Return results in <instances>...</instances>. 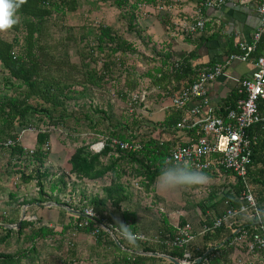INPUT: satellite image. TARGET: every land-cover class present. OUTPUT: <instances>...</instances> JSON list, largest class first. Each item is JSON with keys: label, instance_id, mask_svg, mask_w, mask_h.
<instances>
[{"label": "rangeland", "instance_id": "rangeland-1", "mask_svg": "<svg viewBox=\"0 0 264 264\" xmlns=\"http://www.w3.org/2000/svg\"><path fill=\"white\" fill-rule=\"evenodd\" d=\"M77 2L76 11L66 12L64 16L55 13L45 23L43 31L42 42L47 53V64H50L48 72L65 87L60 96L65 108L61 119L63 124L56 127L42 116H33L22 136V142L27 147L34 143L36 128L48 130L50 152L61 163L57 164L51 158L41 163L32 160L29 166L21 168L9 151L0 149V264H111L114 259H119L111 245L97 247L93 244L94 237L78 234L73 228H67L59 240L57 234L62 229L61 221L68 223L71 214L83 211V206L91 205L93 199L103 202L107 211L115 213L116 219L122 213H133L137 219L138 233L143 237L139 240L141 242L158 244V232L163 231L164 222L175 231L189 224L193 233H197L204 218L197 204L204 201L209 193L216 192L230 178L225 177L224 180V177L217 175L210 177L205 185L160 191L156 187V178H149L153 168L143 155L116 153L115 156H98L91 149L93 143L109 137V132L116 125L127 122V130L130 133L137 132L132 120L134 115L143 111V104L137 99L134 101V97H144L148 103H153L167 97L170 92H159L151 86L154 69L160 62L159 55H162L160 44L154 43L146 34L149 24L153 22L151 19L158 16L155 11L159 10L154 9L153 3H145L148 6L144 10H132L124 6V11H130L136 19L134 30L129 32L123 15L125 12L117 7L115 0ZM101 26L117 31L132 45V50L126 52L124 57L120 54L114 56L116 66L103 75L104 80L99 86H89L83 83L79 67L83 62L89 68L100 70L109 53L106 50L100 54L95 50L96 31ZM0 35L8 40L13 36L8 30L0 32ZM1 76H4V69L0 65ZM128 79L136 83L132 91H127L125 86ZM0 91L3 96H10L13 88L9 84L0 85ZM77 151H80L86 162L94 164L88 176L70 174L68 162ZM83 173L84 169L80 167L79 175ZM28 175L33 180L24 184L22 176ZM60 178L63 179L62 183L57 182ZM38 179L41 187L37 184ZM40 188L42 196L39 194ZM40 198L48 199L43 203L53 205H37L40 204ZM21 215L24 216L23 221H29L32 225L23 227L22 233L18 235L14 226ZM10 219L16 222L10 224L13 226L10 228L13 231L11 234L4 230ZM39 227L53 229V235L31 241L32 231ZM196 237L200 239V236ZM121 241V250H133V246L124 239ZM248 242V238L234 240L231 264H255L256 259H262L260 254L248 250ZM157 264L169 262L163 259Z\"/></svg>", "mask_w": 264, "mask_h": 264}, {"label": "trees", "instance_id": "trees-1", "mask_svg": "<svg viewBox=\"0 0 264 264\" xmlns=\"http://www.w3.org/2000/svg\"><path fill=\"white\" fill-rule=\"evenodd\" d=\"M192 1H195L196 9L200 10L199 14H203L205 12L203 8L205 0ZM226 1L227 0H224L225 3ZM261 1L262 0H254L255 6L257 7ZM115 2L117 7L124 11V6L126 5L132 10L138 9L137 4L142 1L134 0L129 2L128 0H115ZM143 2L153 3L154 9L159 5L157 4L158 1L152 2V0H143ZM77 5V0H26V3L21 6L18 12V24L8 30L12 32V38L10 40L3 39L0 35V65L4 69V76L0 77V85L9 84V86L13 88L10 96L1 95L0 91V149L9 151L12 158L15 157L17 159L24 155L23 147L20 144H16V141L19 133L30 125V117L42 116L56 127L63 124L61 119L62 113L65 112V108L60 96L64 93L65 87L55 81V77L48 72V66L50 64H47V53L44 50L42 42L44 38L43 31L45 23L55 13L64 16L66 12L76 11ZM167 11L166 9L159 11V14L157 13V17H159L158 21H161L163 24H167V22L170 21V14ZM124 12L122 13H124V19L127 21V30L131 32L136 25L134 23L136 20L135 16L130 11ZM151 21H154V19H151ZM184 38L186 43L190 42L189 38L191 37L184 36ZM95 41L96 52L101 54L108 50L109 53L106 54L99 71H97L96 68H89L88 65L83 62L80 65L79 71L81 70V75L84 78L83 83L85 82V84L89 86H99L101 84L104 80L103 75L106 72H111V68L116 66L114 56L120 54L119 56L124 57L126 52L132 50V45L128 43L122 35L118 34L117 31L108 26H101L97 29ZM202 41L203 39L200 37L198 43L202 44ZM263 49L264 38L257 44L256 49L251 54V58H257ZM239 53L238 47L226 52L227 56ZM159 56L160 62H158V66L154 69V74L151 78V86L157 88L159 92L164 93L169 92L170 88L167 89V86L171 82L180 83L188 80V84L192 83L197 70L216 63L210 62L207 65H194V62L198 60L195 53H183L181 56H176L178 57L176 58L175 56L173 57L169 51H165ZM111 58L113 59L112 61L110 60ZM116 59L119 60L118 57H116ZM172 59L179 60L180 64L178 69L174 67ZM92 60L96 61V59ZM82 68L84 72H82ZM125 86L127 91H132L136 88V83L128 79ZM170 91L172 92L174 90ZM122 96L124 97V94ZM242 98H244V94L239 93L238 89L235 90L232 96L226 103L218 108L215 114L224 117L229 111L235 110L237 101ZM257 106L259 112L264 113V100H258ZM138 115H134V119L132 120L133 124L137 126V132L133 131L130 133L129 130H127L126 122L121 125H116L114 130L109 132L110 136H106L105 138L117 139L120 141L139 139L141 149L137 152H122L118 147L117 149H112L108 143L109 145L107 144L98 156H107L108 154L115 156L116 153L130 156L137 154L143 155L149 166L153 168V171L149 173V178L152 180L157 178L163 163L168 161L167 158L170 152L179 141L176 139L177 130L175 129V125L180 120L181 112L175 110L174 113L169 115L162 122L155 123L141 119L140 115L139 117ZM135 118L137 120H135ZM36 129L34 143L27 145L34 149L32 157L28 159V166L32 160L41 163L49 158L57 164H60L61 161L50 152L48 145L50 137L49 131L41 128ZM187 134L192 137L201 136L198 127L193 128ZM247 134L249 137L255 138V143L252 145L251 150V163L247 170V185H258L262 187V191L264 192V168H256L259 164L264 165V123L251 126ZM7 140H13L16 145L10 148H4L2 143ZM23 143L25 144V142ZM68 163L70 165V174H75V176L78 177L88 176L94 168V164L91 161L86 162L81 157L80 151H77ZM80 167L84 169L82 175H79ZM204 173L209 178L218 175L217 173ZM218 176L224 177V180L225 177L230 178H227V183H223L224 185L216 192L213 191L209 193L204 201L197 204L204 217L199 224V231L196 233L197 236H200V239H195L188 247L178 249L169 248L165 245V241H168V238L171 239L176 231L168 227L167 223L164 222L165 227L163 231L160 230L158 232L160 240L158 244L151 245L146 242L138 241L137 248L131 246L133 250H121L113 239H116L121 247L123 244L121 240L123 239L120 240L116 236V234L119 235V233L112 227H114L116 221L119 220L131 226V230L134 233H138L139 227L137 225V219L133 213H122L119 219H116L114 217L115 213L107 211L104 203L96 199L91 201V205L89 204L90 206H83V209H92L96 216L93 221L85 220L82 217L74 219L71 215L69 216L70 220L68 223H62L61 221L62 229L57 235L60 236L59 240L61 241V235H65L67 228H73L78 234H84L86 236L91 235L94 237L95 241L93 244L97 247H107L111 245L114 250L113 252L119 257V259H114L111 264H157L163 260L158 257L140 255L137 252L158 253L175 259H181L183 254L188 252L190 254V259L193 261L204 255L208 250H211L210 253L207 254L200 264H231L234 240L240 237L242 232H245L249 239V235L255 231L258 225L255 219L252 220L245 215H238L231 229L225 226L218 228L212 227V222L221 216L226 209L238 207L240 204V193L244 190V185L241 180L235 178L231 173L221 170V175ZM32 180L33 177L31 175L26 177L22 176V182L24 184H28ZM62 181L63 179L60 178L57 182L62 183ZM37 184L41 187L39 179L37 180ZM39 192L42 196L41 188ZM120 198L121 197H119L118 200ZM47 201L48 199L40 198L38 202L43 203ZM256 207L259 213H264V193L262 192L260 193V197L256 199ZM60 212L64 213L65 211L60 210ZM261 219L264 221V216H261ZM8 222L9 225L16 224L12 219ZM84 222H86L85 225L83 224ZM27 225L30 226L32 223L29 221H22L19 229L15 230L16 234L20 235L23 231V227ZM204 227H206L207 230L200 235L199 232ZM232 229L234 231H232ZM4 230L10 234L13 232L10 228H5ZM32 233L31 241L38 238L45 239L53 235V229L39 227L35 231H32ZM262 252L256 251L254 254L258 253L262 258Z\"/></svg>", "mask_w": 264, "mask_h": 264}, {"label": "built area", "instance_id": "built-area-1", "mask_svg": "<svg viewBox=\"0 0 264 264\" xmlns=\"http://www.w3.org/2000/svg\"><path fill=\"white\" fill-rule=\"evenodd\" d=\"M224 0H205L204 9H216L224 5ZM147 6L144 2L137 4V8L144 10ZM162 9L160 5L156 8ZM259 19V26L253 33L249 42L239 44V54H231L223 60L211 65L204 66L197 70L192 83L183 84L176 91L171 92V107L181 112L180 120L176 123L175 129L178 135L187 136L186 142H177L170 152L167 160L171 163L188 162L195 169L202 172L217 173L221 175V170L231 173L235 178L241 180L244 190L240 193V204L237 208H228L225 212L212 222L213 228L225 226L229 229L234 225L238 215H245L249 219H255L258 227L249 235L248 250L251 253L264 251V222L258 215L255 200L247 185V170L251 163L252 145L255 143L254 137H249L247 131L251 126L264 123V113L259 112L257 102L264 100V49L257 58H252L254 69L250 76L239 80L238 92L244 94V98L237 101L235 110L229 111L224 117L217 116L213 109H208L202 113V109L208 106L209 85L218 77L224 75L226 67L232 61L251 60V54L257 47L259 41L264 38V0L255 9ZM197 14L200 10L196 11ZM200 15V14H199ZM178 31L187 37H192L204 31V19L196 18L192 22L178 25ZM168 33H170L167 30ZM169 36V35H168ZM174 67L178 69L179 60L172 59ZM142 103L144 109V97L139 99L134 97V101ZM196 102L192 107L189 104ZM129 112H132L129 109ZM198 127L201 136L192 137L187 133ZM25 131H21L17 137L16 144H20L24 149V155L15 158L17 164L24 168L32 157L34 150L26 147L22 142ZM110 147L122 152H137L141 149L139 139L131 141H120L117 139L105 138L92 144L91 149L95 153H101L107 144ZM4 148L13 147L15 142L7 140L2 143ZM108 144V145H109ZM1 148V144H0ZM74 219L82 217L85 220H92L96 217L92 209L85 208L83 211H75L71 214ZM84 225L86 222L83 223ZM104 228V227H101ZM207 230L204 227L199 234ZM232 231H234L232 229ZM196 238L189 224L176 229L174 236L165 241L169 248L188 247ZM247 238V234L242 232L237 239ZM181 264H194L190 259V254L185 252L181 259H177ZM169 262V261H168ZM169 264H171L169 262Z\"/></svg>", "mask_w": 264, "mask_h": 264}, {"label": "crops", "instance_id": "crops-1", "mask_svg": "<svg viewBox=\"0 0 264 264\" xmlns=\"http://www.w3.org/2000/svg\"><path fill=\"white\" fill-rule=\"evenodd\" d=\"M157 1V4L162 7L159 11L168 10L171 23L163 24L161 21H158L159 17H154V21L152 24H149L150 27L146 30V34L151 37L154 43L160 44L159 47L162 48L161 52L169 51L173 57L181 56L183 53H195L198 60L194 62V65H207L210 62L217 63L223 60L227 56V51L238 47L243 42H249L259 26L254 0H227L222 7L205 9V12L201 15L196 13V3L192 0ZM159 11L155 12L158 13ZM198 17L204 19V31L192 36L189 38L190 42L186 43L183 34L178 31V25L192 22ZM200 37L203 39L202 44L198 43ZM252 61V58L247 61H232L226 67L224 75L218 77L209 85L207 94L208 106L202 109L203 114L208 109H213L216 113L218 108L227 102L232 93L238 89L237 82L250 76L252 73L254 69ZM186 83H188V80L180 83L171 82L168 84L167 89L170 88V90L176 91ZM154 89L157 90V88ZM170 90V94L167 97L160 98L153 103H148L144 100L145 108L139 112L140 117L148 122L155 123L162 122L174 113L175 109L170 105ZM195 104L196 102H192L189 104V107ZM149 106H151L150 110L147 111ZM176 139L179 140L178 142H186L187 136H180L177 133ZM256 168L263 169L264 165L259 164ZM248 187L256 203V199L260 197V193H264L262 187L258 185H249ZM263 262L264 251L262 252V259H256L255 264H263Z\"/></svg>", "mask_w": 264, "mask_h": 264}, {"label": "clouds", "instance_id": "clouds-1", "mask_svg": "<svg viewBox=\"0 0 264 264\" xmlns=\"http://www.w3.org/2000/svg\"><path fill=\"white\" fill-rule=\"evenodd\" d=\"M26 3V0H0V32L13 28L19 22V9ZM209 177L202 171L195 169L188 162L169 163L165 161L156 178V187L160 191H169L177 188L192 187L196 185H205ZM264 216V213H258ZM116 232L130 246H138L137 242L141 240L142 234L134 233L131 226L117 220L114 227Z\"/></svg>", "mask_w": 264, "mask_h": 264}, {"label": "water", "instance_id": "water-1", "mask_svg": "<svg viewBox=\"0 0 264 264\" xmlns=\"http://www.w3.org/2000/svg\"><path fill=\"white\" fill-rule=\"evenodd\" d=\"M37 205H42V206L50 207V206H52L53 204H51V203H40V204H37ZM54 205H55V206H58L59 208H63V209H65L66 211L68 210L67 208H65V207L62 206V205H58V204H54ZM23 220H24V216L21 215V217H20V219H19L17 225L14 226L15 229H19L20 224H21V222H22ZM263 222H264V221H263ZM4 228H13V226L8 225V226H4ZM113 240H114L115 244H116L118 247L121 248V246L119 245V243L117 242V240H116V239H113ZM210 251H211V250H208L204 255H202V256L199 257L198 259L194 260V264H200L201 261L207 256V254L210 253ZM137 253L140 254V255H147V256H153V257L163 258V259L169 261L171 264H181V262L178 261L177 259L172 258V257H169V256H166V255H162V254H158V253H146V252H137Z\"/></svg>", "mask_w": 264, "mask_h": 264}]
</instances>
